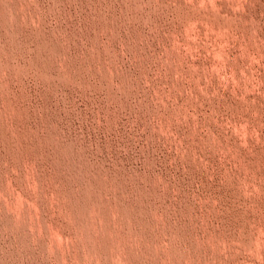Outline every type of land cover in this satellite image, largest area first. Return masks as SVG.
<instances>
[{
  "label": "rangeland",
  "instance_id": "1",
  "mask_svg": "<svg viewBox=\"0 0 264 264\" xmlns=\"http://www.w3.org/2000/svg\"><path fill=\"white\" fill-rule=\"evenodd\" d=\"M0 264H264V0H0Z\"/></svg>",
  "mask_w": 264,
  "mask_h": 264
}]
</instances>
